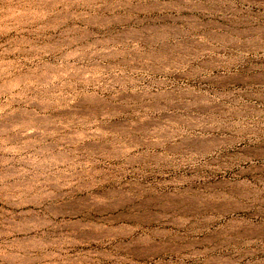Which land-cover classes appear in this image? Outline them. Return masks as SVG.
Wrapping results in <instances>:
<instances>
[{
	"label": "rangeland",
	"instance_id": "rangeland-1",
	"mask_svg": "<svg viewBox=\"0 0 264 264\" xmlns=\"http://www.w3.org/2000/svg\"><path fill=\"white\" fill-rule=\"evenodd\" d=\"M0 264H264V0H0Z\"/></svg>",
	"mask_w": 264,
	"mask_h": 264
},
{
	"label": "bare ground",
	"instance_id": "bare-ground-1",
	"mask_svg": "<svg viewBox=\"0 0 264 264\" xmlns=\"http://www.w3.org/2000/svg\"><path fill=\"white\" fill-rule=\"evenodd\" d=\"M261 28V27H260ZM260 31L262 30V29H259ZM256 31V30H255Z\"/></svg>",
	"mask_w": 264,
	"mask_h": 264
}]
</instances>
